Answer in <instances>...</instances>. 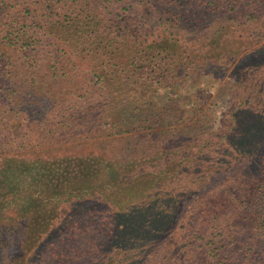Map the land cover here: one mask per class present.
I'll list each match as a JSON object with an SVG mask.
<instances>
[{
  "label": "trees",
  "instance_id": "16d2710c",
  "mask_svg": "<svg viewBox=\"0 0 264 264\" xmlns=\"http://www.w3.org/2000/svg\"><path fill=\"white\" fill-rule=\"evenodd\" d=\"M0 156L1 264H264V0H0Z\"/></svg>",
  "mask_w": 264,
  "mask_h": 264
},
{
  "label": "rangeland",
  "instance_id": "374dc122",
  "mask_svg": "<svg viewBox=\"0 0 264 264\" xmlns=\"http://www.w3.org/2000/svg\"><path fill=\"white\" fill-rule=\"evenodd\" d=\"M238 48L239 47L236 45L234 50L232 51V54L239 53V51H237ZM246 51L242 53H245ZM232 59L234 60V55L232 56ZM206 64L207 66L205 68V72L199 76H196L194 78V82L193 79H189L187 83L177 86V88L175 89V97H180L179 99L181 101L180 103L182 104V106L186 109H190L193 107V104L198 101L197 95L199 92H203L205 97H209L210 95L209 102L212 103V112H214L213 119L215 128H219L223 126L225 114L227 110L231 107L234 98L242 96L243 93H245V89L243 83H241L239 79H237L239 78V74L237 73L236 76L233 74L234 68L230 69L227 72H218L220 66L217 65L216 62L208 60ZM12 124L18 125L19 121L15 119L12 121ZM31 137L36 138L37 135L33 134L31 135ZM17 153L21 155L19 159H26V161H31V155L20 154L21 152ZM3 164L4 160L2 156H0V178L2 177L1 172L2 170H4V168H2ZM4 175H6V182L9 185L21 182L18 179L20 178L18 171H15L14 169H11L9 173H6ZM73 207L74 205L72 207H65L64 214L68 215L69 212L72 211ZM85 208H93L96 211H103L108 209L106 203H102L100 202V200L97 199L86 202ZM183 211L184 209L182 208V211L177 215L178 220L182 217ZM5 213L7 214V216H10L9 213ZM19 224L20 226L25 227V222H20ZM96 233L90 234L89 237H92L94 240L96 238H99L100 234L98 232ZM21 242H23V233H21V230H18L17 235L13 234L10 237L5 234L0 235V262H2V260H5L6 251L22 250L19 247ZM88 242L89 240L87 237H81L78 243V247H75V249L81 250V248H83V250H86L85 248H87Z\"/></svg>",
  "mask_w": 264,
  "mask_h": 264
}]
</instances>
